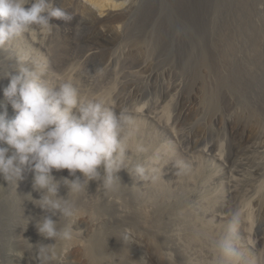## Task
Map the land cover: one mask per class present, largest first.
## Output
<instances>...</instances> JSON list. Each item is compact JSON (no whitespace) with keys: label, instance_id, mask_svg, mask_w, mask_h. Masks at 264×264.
<instances>
[{"label":"rangeland","instance_id":"rangeland-1","mask_svg":"<svg viewBox=\"0 0 264 264\" xmlns=\"http://www.w3.org/2000/svg\"><path fill=\"white\" fill-rule=\"evenodd\" d=\"M119 1L128 9L124 17L111 14L119 19L111 26L114 19L107 18V39L102 40L94 28L96 20L90 15L82 17L77 1L55 0L56 6L72 14L71 22L53 18L51 32L29 31L0 47V111L6 110L9 118L15 115L3 97V88L9 83L4 74L11 71L12 59L30 55L45 61L47 77L53 82L74 80L82 100L104 98L116 111H126L134 118L135 134L129 142L131 158L126 167L142 162L147 178L138 180L122 169L118 189L108 190L101 182L90 181L88 193L75 196H67L68 189L61 183L59 190L65 195H59L75 201L78 213L71 220L59 214L52 218L58 226L73 223L77 231L71 241L58 239L44 250L41 244L54 241L38 235L35 220L51 213L38 210L36 200L42 192L33 188V175L26 171V184L30 185L25 214L28 245L23 250L17 239L7 243V238L1 239L6 236L0 235V264H223L216 242L237 210L241 221L235 244L242 253L238 264H264V181L245 208L240 202V195L245 191L242 198L247 197L248 187L260 177L257 172L264 171V148L259 153L239 155L234 168L232 155L238 140L228 131L239 124L226 115L225 130L222 126L218 74L213 63L215 47L223 37L241 32L249 49V33L259 30L264 42V0H254L252 7L237 0L229 12H221L227 10L222 8L214 13L211 22L206 17L195 18L196 0H185L188 10L183 13L180 0ZM148 72L154 75L151 81L146 79ZM167 88L171 90L167 116L163 117L159 110ZM158 112L163 121L169 119L170 126L148 117ZM261 141L264 145V137ZM216 148L223 151L225 166L214 159ZM244 158L250 163L239 168V159ZM234 169L241 174L236 178L238 198L229 190ZM179 171L191 172V179ZM100 172L103 174L102 167ZM52 175L57 180L72 178L67 169L53 170ZM4 181L0 176V189ZM140 204L149 206L147 220L133 216Z\"/></svg>","mask_w":264,"mask_h":264},{"label":"clouds","instance_id":"clouds-1","mask_svg":"<svg viewBox=\"0 0 264 264\" xmlns=\"http://www.w3.org/2000/svg\"><path fill=\"white\" fill-rule=\"evenodd\" d=\"M53 18L65 23L73 19L55 0H0V47L29 31L51 32ZM8 68L3 97L15 115L9 118L6 110L0 111V176L17 186L26 171L32 173L33 188L42 192L36 205L51 213L35 220L38 234L54 241L41 244L47 250L58 239L71 241L77 231L73 223L58 226L52 218L59 214L71 220L77 212L74 201L58 195L61 183L68 189L67 196L88 193L90 181L116 190L122 185L118 175L122 169L138 180L147 178V169L142 162L129 164L131 171L126 167L136 127L128 112L116 111L104 98L82 100L74 80L53 82L47 77L46 62L30 55L14 57ZM179 166L184 169L183 162ZM62 169L72 179H55L52 171ZM240 221V212L234 211L216 242L223 264H238L242 256L235 244Z\"/></svg>","mask_w":264,"mask_h":264},{"label":"bare ground","instance_id":"bare-ground-1","mask_svg":"<svg viewBox=\"0 0 264 264\" xmlns=\"http://www.w3.org/2000/svg\"><path fill=\"white\" fill-rule=\"evenodd\" d=\"M75 1H77L83 9V11H80V14L82 15L83 18L87 17L86 15H90L92 17V19L96 20L97 26L94 28L98 29L100 31V33L102 35L101 34H99V35L104 37V38H102L100 36V38H102V40L107 39L106 38L107 34L105 33V30L108 28V26L106 24L107 18L110 17V18L114 19V21L110 24V26H111L112 24L119 21L117 16H113V15L111 16V14L117 13L119 15H123V17H124L125 16L124 14L126 13V9H128V5L125 2H122L119 0H75ZM244 1H245V3H247L246 0H244ZM201 2L202 3L205 2L204 7H201ZM184 3H185V0H180V3L178 5L179 8H182L181 9L182 11L178 8L182 13L185 12L186 10H188V6L185 5ZM206 3L207 2L205 0H196L195 5H196L197 10L194 11L196 14L195 18H197L199 20L200 19L199 16H201L203 18L206 17V21L209 20L211 22V20L213 19V17H212L213 14L218 11V10H216L217 6L216 5L213 6L215 8V11L210 10V9H208ZM131 7H132V5H131ZM131 7L129 8V10L131 9ZM183 10H185V11H183ZM190 11L192 12V10H190ZM240 16L238 18H240ZM249 19H251V18H249ZM198 20H197V22H199ZM239 22H240V20H239ZM204 24L205 23H203V25ZM244 25H247V24L244 23ZM249 26H250V24H249ZM209 29H211V28H209ZM98 30H96V31H98ZM210 31H212V30H209V32ZM239 33H241V32H239ZM239 33H237V34L234 33L235 34L234 36L230 35L231 37H227L224 40H223V38H224L223 37L222 40H220L217 43V45L215 47V55H214V60H213L214 68L218 74V89H217L218 94L217 95L219 98L217 97V99L219 100V104L221 103L220 107H222V111H220V112H222V118H221L222 126L225 130V123L227 122V117H229L231 119V121L235 122V124L236 123L239 124V125H235L237 127V128H235V130L231 128L228 131L229 135L232 138L238 140V143L236 142L237 147H236V149L232 155L234 162L236 164V166L234 165V168H237V157L239 155H243L245 152H257V153H259L264 148V145L261 141V139L264 137V42L262 40L263 36L261 37L259 30L255 31L254 33L253 32L249 33V39L251 40L252 46L249 49H247L245 47L246 46L244 43L245 41L244 40H243L244 42L242 41L241 34H239ZM247 35H248V33H247ZM243 39H246V38H243ZM97 41H95V42L97 43ZM202 51H203V49H202ZM153 76L154 75L151 74V72H148L146 79L148 81H151V80H153ZM170 90H171V88L166 89L165 95L163 97L164 102L161 104L162 105L161 107L159 105L161 110H159V108H158L159 112L161 111L160 113L163 117H164V115L167 116L166 115V112H167L166 107L168 104L167 97H168ZM99 96L101 97V95H99ZM183 111L184 110H182V113H183ZM159 112H158V114H159ZM138 113H141V112L136 111V114H138ZM158 114L154 113L148 117L152 118L154 120H157V121L165 122L166 124L169 125V123H168L169 119L168 120L166 119V121H163L164 118L160 114H159L160 116ZM226 115H227V117H226ZM247 133L249 135H247ZM241 148H242V150L239 152V150ZM216 149H218V148H216ZM206 151H207V149H206ZM206 151L204 150L203 152H205V154H206V153H208V151L207 152ZM222 152H221V149L219 148L217 151H215L213 153V157L216 161H218V163L220 165L225 166L227 164L226 163L227 159L225 157H223L224 154ZM245 158H244V160L239 159V161H240L239 168H245L250 163V160L245 159ZM247 158H249V157H247ZM149 168H151V167H149ZM180 170H181V168H180ZM179 172H180V174L186 173V172L184 173L183 171L182 172L179 171ZM237 173H238V175H241L240 170L234 169V173H232L234 176H232V179H230L231 181H229V183L231 182L229 184V186H230L229 190H230L231 196L234 198H238L239 193H240L239 190L237 189V181H236L237 180L236 179ZM26 174H28V172L24 173V179L22 181L17 182V186L15 185L14 182L8 183L7 181H4L2 184V188H1L2 190L0 189L1 190L0 191V235L6 236V237L1 236L2 237L1 239L7 238V243L10 242L12 238L17 239L16 242L18 241V245L20 244L21 247H23L22 248L23 250H25L27 245H28L27 240H26V236H25L26 235V228H27L25 226V224H26L25 223L26 222L25 221V214L27 213L26 207L29 205V203H28V205H26L27 204V193H30V191L27 192L29 190L27 187H29L30 185L27 186V184H26V181L28 180L26 177L29 175V174L28 175H26ZM177 174L179 176L178 171H177ZM257 174L260 176L258 178V180L255 181L252 185H250V187H248L249 190H247L248 188L246 189L248 191V192H246L247 197H245V198L243 197L244 199L242 198L245 191H244L242 196L240 195V198H241L240 202L244 208L247 206V203L249 202V198L252 199L256 195V193L258 191L257 189H258V186L260 185V183L262 181H264V171L260 170L259 172H257ZM187 175L186 176L190 177L189 179H191V177H192L191 172H188ZM179 178H180V176H179ZM122 189H124V188H122ZM259 190H260V188H259ZM59 191H61V189ZM33 192H34V190H33ZM59 193L61 195V193H63V192L62 191L58 192V195H59ZM39 196H41V195H39ZM62 197H64V196H62ZM75 198H74V200H75ZM29 199H28V201H29ZM253 200H255V199H253ZM114 205H116V204H114ZM131 207H129V208L131 209ZM148 207H149L148 204H145V205L140 204L138 207L136 206L137 211L135 212L136 214L134 213L135 215L133 214V216H135V218L137 217V219H139L140 221H141V219L147 220ZM36 208H37V206H36ZM136 208L134 205L133 209H136ZM38 210L40 211L39 207H38ZM179 217H181V216H179ZM137 219H136V221H138ZM140 221H138V222H140ZM143 222H144V220H143ZM1 239H0V242H1ZM7 243H6V245H7ZM10 244H12V243H10ZM36 249H38V248H36ZM38 252H40V251H38ZM18 257H20V256H18Z\"/></svg>","mask_w":264,"mask_h":264},{"label":"water","instance_id":"water-1","mask_svg":"<svg viewBox=\"0 0 264 264\" xmlns=\"http://www.w3.org/2000/svg\"><path fill=\"white\" fill-rule=\"evenodd\" d=\"M205 1L207 2L206 4L208 9L215 11V8L213 6L216 5L217 6L216 10L220 12V9L225 8L227 10L224 12L222 9L221 12L227 13L236 6L235 3L237 0H205ZM246 1L249 4V6L251 7L254 6V0H246Z\"/></svg>","mask_w":264,"mask_h":264}]
</instances>
